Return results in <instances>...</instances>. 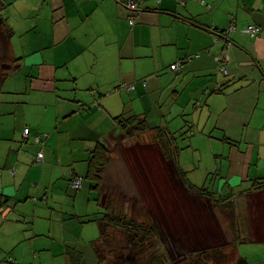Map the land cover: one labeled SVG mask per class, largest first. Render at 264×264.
<instances>
[{
	"label": "crops",
	"instance_id": "obj_1",
	"mask_svg": "<svg viewBox=\"0 0 264 264\" xmlns=\"http://www.w3.org/2000/svg\"><path fill=\"white\" fill-rule=\"evenodd\" d=\"M138 1L132 25L133 12L116 0H0V25L9 35L0 56V75L8 74L0 91V200L10 199L0 210V264H50L47 252L66 258L64 264H89L93 248L100 262L84 232L89 222L100 229L115 198L108 202L105 182L97 196L92 185L87 190L85 177L98 143L112 155L135 139L117 127L122 114L145 117L171 137L172 119L197 112L210 134L190 136L224 147L222 154L209 148L212 167L205 174L216 173L213 185L230 192L238 217L250 224L254 212L258 225L251 229L244 221L245 241L264 245V190H252L264 180V33L246 32L250 24L264 26V0ZM178 62L180 69L172 70ZM122 83L136 90L114 93ZM43 133L49 135L44 148L35 143ZM142 136L159 147L153 132ZM42 148L45 161L37 164ZM160 154L164 189L170 161ZM179 166L187 176L193 171ZM208 176L192 184L206 186ZM77 177L85 182L75 192ZM174 177L198 208L217 204L187 189L176 171ZM79 203L87 205L85 221ZM213 218L219 225L217 213Z\"/></svg>",
	"mask_w": 264,
	"mask_h": 264
},
{
	"label": "rangeland",
	"instance_id": "obj_2",
	"mask_svg": "<svg viewBox=\"0 0 264 264\" xmlns=\"http://www.w3.org/2000/svg\"><path fill=\"white\" fill-rule=\"evenodd\" d=\"M180 1L181 5H185L184 0ZM135 15L136 14L133 11V22L132 18L130 17V23L132 25L134 22H136ZM8 38L9 35L7 30L2 25H0V56L3 54L4 47H6L5 43L7 42ZM3 63L4 60L1 59L0 72L3 71ZM193 116L195 117V120H192ZM184 118L186 120H180V118L177 117L170 121V123L174 126V130H171V135L173 136L175 134L178 137L177 141L179 142H177V144L174 146L176 147L178 145L180 148L178 151L180 152L179 154H181L183 161L179 157V163L181 161L187 165L185 166L187 169H194L191 173H188L187 177L189 181L193 183H200L203 181L206 175L205 171L212 167L209 148H213L216 154H222L224 152V147L221 143L210 145L205 142L206 139H202L201 137L195 136L191 138L192 134L193 136L194 134H198V136H202V134L204 136L209 134L208 131L206 132L204 130V121L201 122L203 125L199 124L200 126L202 125L201 128L198 126V121L200 123V115L197 114V112L192 111L190 116L187 115L184 116ZM196 119L197 123H195ZM192 121L194 122L192 123ZM27 128L30 130L29 127H26L25 129ZM183 132L186 134L189 132L190 134L188 133L189 135L186 137L184 136L185 134H183ZM43 134H38L35 137H43ZM29 137L23 138L28 140ZM48 137L49 135L47 134V138ZM46 139L43 140V144L46 143ZM153 140L155 141V139ZM149 141L151 140L148 136H140L139 138L128 141L129 144L131 143L129 147H118L116 148L115 154L111 155L112 158L109 168L103 171L102 176L104 180L103 182H105L104 186H106L108 202L109 198H115L112 208L108 207L110 209L109 212L117 215L128 216L132 219H135L137 222L145 223L147 225L155 224L158 228L160 239L158 241H154L151 244L152 249L150 253L155 251H158V253L167 252L171 261L175 263L184 262L191 255H195L196 253L220 246H225L224 251L228 252L229 255L232 256L234 245H236L238 253L242 257H245L250 264H264V245H257L255 243H249L245 241L247 237H250V235H248V233L246 234L245 229L243 228V226L245 227L243 224L244 218H237L235 209H233L235 210L234 212L233 210L229 209L223 210L220 205L217 207L218 204H216V202V205L212 207L210 206V208H206L204 206H202V209L198 208L196 204H194V202H199L198 199H196V201L195 199H192V197L189 196L191 193H184L181 185L174 181V172L176 171L174 169L177 167L174 164L173 158L175 159V157L173 154L170 159H168L169 161L171 160L169 165L166 163V165H168L166 166V170L168 171L170 177L164 183V189L160 188L161 172L158 169V164L161 163L159 158L162 159V154L160 153H162L163 150L162 148H159V145L157 149L156 146L149 145ZM201 156L204 158L202 161ZM219 160L222 161V166L224 165L226 167V158L219 157ZM200 165L202 166L201 169L197 170ZM176 173L178 175L179 172ZM215 176L216 173L211 174L210 178L208 179V183L206 184L208 186H206V189L209 192L212 190L210 192L212 196L217 194V196H215L217 197L216 199L224 197V194L227 195L225 197L230 196L226 192L223 193V190L220 192L217 187L214 192L215 185H212L213 183L211 181L213 180V182H215ZM162 177H164V175ZM192 179L194 180L192 181ZM85 184L87 190L90 189V185L93 186V182L91 181H88ZM210 186L212 187L210 188ZM186 188L188 189V187ZM74 191L76 192L77 190L74 189ZM92 192H95L94 194H96V196L98 195L97 190L94 189ZM215 197L213 196V198ZM254 199L258 200L257 198ZM250 201H253V199ZM78 207L82 220L85 221L86 219L90 218V216H87L89 213L87 205L79 203ZM102 210L103 209H101V211ZM214 212L215 214L217 213V216H219L220 226L214 221ZM259 213L260 212H258V214ZM104 214L105 210L101 213V216ZM21 216L26 217L27 213L26 216L24 214H21ZM255 216L256 215L254 212H251L250 224L246 222L248 224L246 226H250V228L252 226L255 228L257 227L258 224H256L257 221L255 220ZM27 219L29 221L31 220L28 218V216ZM97 222L98 221L91 223L89 222L88 227L86 228L87 233L85 234L84 232V235H87L88 238H91L93 242L97 241L100 237L99 223ZM92 225H96V229H92ZM42 229L47 230L48 226H42ZM114 235L115 238L113 240V244L117 243L121 246L126 244V239L123 237L122 233L110 228L107 231V239H105L104 242L101 241L100 243V251L103 255H109V251L112 249L111 241ZM92 241L88 242L90 247H92ZM146 253L149 254V250ZM86 256L89 264H103L98 261L94 248L92 249L91 254H86ZM45 258L50 264H64L63 262L66 261V258L56 257L53 259L52 254L48 252L45 254ZM108 260L111 261V258H108ZM35 262L38 264L37 261ZM31 263L32 262L29 261L28 263L25 262L23 264ZM142 263L143 262H140V264Z\"/></svg>",
	"mask_w": 264,
	"mask_h": 264
},
{
	"label": "trees",
	"instance_id": "obj_3",
	"mask_svg": "<svg viewBox=\"0 0 264 264\" xmlns=\"http://www.w3.org/2000/svg\"><path fill=\"white\" fill-rule=\"evenodd\" d=\"M254 25V24H250ZM261 26V25H255ZM264 28V26H261ZM264 32V31H263ZM260 37V36H256ZM6 50L4 53L7 52V42ZM7 73L0 75V91L2 85L5 83ZM130 86H134V89H130ZM136 90L135 84L126 83L125 86L119 84L115 89L114 93L120 92H134ZM117 127L124 133L125 137L127 138H139L143 134H146L147 131L154 133V139L162 148V152L167 159H170L172 154L174 155L175 159L178 160V147L173 145L174 137H167L166 131L164 128L161 127H153L148 122L147 118L141 117L139 115H131L125 116L120 115L115 118ZM152 129V130H150ZM157 131V132H156ZM164 131V132H163ZM148 133V132H147ZM164 135H166L164 138ZM170 135V134H169ZM47 137L42 139L45 140ZM169 141V142H168ZM35 143L40 146H44L42 143ZM168 147V149H167ZM44 148V147H43ZM42 148V149H43ZM41 149V150H42ZM170 149V150H169ZM40 150V151H41ZM39 151V152H40ZM165 151V153H164ZM38 152V153H39ZM169 154V155H168ZM168 156V157H167ZM174 164L175 166L178 165L177 160ZM36 160V158H35ZM111 162V151L108 146L104 145L103 143H98L94 149L91 150L90 156L88 159V173L86 175L87 181L93 182V186L96 190H101L102 183H103V171L107 169ZM179 165L176 168V172L178 173V177L182 180L186 187L191 190L193 193L197 195L207 197L208 199L217 202L223 210L229 209L233 210V202L230 200L231 196L228 197H220L219 199H214L211 193L206 189V186H196L188 180L187 174L184 171L179 169ZM84 178V179H85ZM186 181V182H185ZM205 187V188H204ZM262 190L264 189V180H256L252 185V190ZM207 195V196H206ZM229 201H227V200ZM225 200V201H224ZM10 199L3 198L0 200V210L8 205ZM231 208V209H230ZM100 229L101 235L97 241L94 242V245L97 250V254L99 260L103 264H250L249 261L239 255L237 251L236 245H234L233 255L230 256L228 252L224 251L225 246L215 247L203 252L196 253L195 255L189 256L184 262L175 263L171 261L170 256L167 252H160L155 251L150 253L152 246L151 244L154 241H158L160 239L158 228L155 224L147 225L145 223L137 222L135 219H132L128 216L117 215L112 212H108L104 215L103 219L100 221ZM112 228L113 230H117V232L122 233L123 237L126 239V244L123 246L119 244H113V240L115 235L111 241L112 249L109 251V255H103L100 251V243L101 241L104 242L107 239V231L108 229ZM245 242V241H244ZM149 250V254L146 252ZM111 258V261L108 260Z\"/></svg>",
	"mask_w": 264,
	"mask_h": 264
},
{
	"label": "built area",
	"instance_id": "obj_4",
	"mask_svg": "<svg viewBox=\"0 0 264 264\" xmlns=\"http://www.w3.org/2000/svg\"><path fill=\"white\" fill-rule=\"evenodd\" d=\"M116 1H118V2H120V3H122L126 8H128L130 11H134L135 12V14L138 12V10H139V1L138 0H116ZM161 0H159V2H160ZM179 3H181V1L180 0H177ZM186 1L187 0H184V4L186 3ZM203 2V1H202ZM209 8H210V6H209ZM133 14H132V16H131V18H132V22H133ZM135 23V22H134ZM233 30V26L230 28V29H228V30H226L224 33H222V35H224V34H226L227 36H229L230 35V33H231V31ZM246 31L249 33V34H251V35H253V36H261V34L262 33H264L263 31H264V28H262L261 26H255V25H249L248 27H247V29H246ZM221 33V32H220ZM219 33V34H220ZM219 38H220V35L216 38V42H218L219 41ZM181 64H182V62H178V63H176V64H173L172 66H171V69L172 70H174V71H178L179 69H180V66H181ZM221 69H222V71H227V69L225 68V66H222L221 67ZM126 85V83H123V86H125ZM130 89H134V86H130ZM23 136L25 137V138H28L29 136H30V130L27 128V129H24L23 130ZM44 137H47V134H43V137L42 136H40V137H35V140H36V142L37 143H42L43 144V141H42V139L44 138ZM44 145V144H43ZM44 158H45V156H44V151H43V149L37 154V156H36V163L37 164H42V162L44 161ZM84 182H85V179L83 178V177H77V178H75V179H73V181H72V187L75 189V190H80V189H82L83 188V186H84ZM34 200H36V198L34 199ZM10 261H12V258H10L9 259Z\"/></svg>",
	"mask_w": 264,
	"mask_h": 264
},
{
	"label": "bare ground",
	"instance_id": "obj_5",
	"mask_svg": "<svg viewBox=\"0 0 264 264\" xmlns=\"http://www.w3.org/2000/svg\"><path fill=\"white\" fill-rule=\"evenodd\" d=\"M233 27H234V26H233ZM223 32H224V31H223ZM216 34H217V33H216ZM228 38H229V37H228ZM228 38H227V39H228ZM229 39H230V38H229ZM186 63H187V62H186ZM183 65H184V64H183ZM170 72H171V71H170ZM173 74H174V73H173ZM199 106H201V105H199ZM202 106H203V105H202ZM202 106H201V107H202ZM197 109H198V107H197ZM198 110H201V109H198ZM196 111H197V110H196ZM202 111H203V110H202ZM186 113H188V112H186ZM194 118H195V117L193 116L192 120H193ZM194 120H195V119H194ZM200 121H201V120H200ZM193 122H194V121H192V123H193ZM201 122H202V121H201ZM201 122L199 123V121H198V126H200L199 124H202ZM204 122H205V121H204ZM195 123H197V119H196V122H195ZM205 123H206V122H205ZM151 125H153V123H152ZM154 125H155V124H154ZM187 125H188V124H187ZM202 125H203V124H202ZM202 125H201V126H202ZM195 126H196V125H195ZM201 126H200V128H201ZM164 127H165V126H164ZM202 128H203V127H202ZM182 129H184V128H182ZM187 129H188V128H187ZM198 129H199V128H198ZM198 129H197V130H198ZM150 130H152V129H150ZM168 130H169V129H168ZM173 130H174V129H173ZM176 130H177V129H176ZM178 131H180V130H178ZM183 131H184V130H183ZM147 132H149V131H147ZM147 132H146V133H147ZM151 132H152V131H151ZM153 132H154V131H153ZM156 132H157V131H156ZM163 132H164V131H163ZM179 133H180V132H179ZM179 133H178V134H179ZM188 133H189V132H188ZM188 133H187V134H188ZM178 134H177V135H178ZM209 134H210V132H209ZM188 135H189V134H188ZM194 135H195V134H194ZM165 136H166V135H165ZM167 137H168V136H167ZM191 138H193V137H191ZM166 139H167V138H166ZM181 139H182V138H181ZM179 140H180V139H179ZM154 142H155V141H154ZM168 142H169V141H168ZM178 142H179V141H178ZM181 142H182V141H181ZM195 144H196V143H195ZM173 145H174V142H173ZM198 149H199V148H198ZM163 150H164V149H163ZM169 150H170V149H169ZM160 151H161V150H160ZM158 152H159V151H158ZM149 153H150V152H149ZM162 153H163V152H162ZM164 153H165V151H164ZM182 154H183V153H182ZM168 155H169V154H168ZM165 156H166V155H165ZM167 157H168V156H167ZM170 157H171V156H170ZM159 159H160V158H159ZM171 159H172V158H171ZM178 159H179V157H178ZM203 159H204V158H203ZM176 160H177V158H176ZM170 161H171V160H170ZM174 162H175V161H174ZM177 162H178V160H177ZM179 164H180V163H179ZM179 164H178V165H179ZM184 164H185V163H184ZM178 165H177V166H178ZM177 166H176V167H177ZM180 166H181V165H180ZM180 166H179V167H180ZM200 167H201V166H200ZM179 169H180V168H179ZM193 170H194V169H193ZM179 172H180V170H179ZM180 173H181V172H180ZM184 173H185V172H184ZM208 175H209V174H208ZM208 175H205V176H208ZM217 175H218V174H217ZM228 177H229V176H228ZM208 178H209V176L206 177V179H208ZM216 178L219 179L218 176H217ZM216 178L214 179V181H217ZM212 179H213V178H212ZM188 180H189V179H188ZM193 180H194V179H192V181H193ZM207 181H208V180H207ZM185 182H186V181H185ZM211 182L214 184L213 180H212ZM190 183H192V182H190ZM195 183H196V182H195ZM212 183H211V184H212ZM216 183H218V182H216ZM196 184H197V183H196ZM213 184H212V185H213ZM194 185H195V184H194ZM201 185H202V184H201ZM217 185H218V184H217ZM204 186H205V183H204ZM206 186H207V185H206ZM207 187H208V186H207ZM211 187H212V186H210V188H211ZM216 187H217V186H215V188H214V192H215ZM223 187H224V186H223ZM229 187H230V186H229ZM239 187H241V186H239ZM199 188H200V187H199ZM204 188H205V187H204ZM233 188H234V187H233ZM233 188H232V189H233ZM235 188H236V187H235ZM237 188H238V187H237ZM208 189H209V188H208ZM223 189H224L223 191H225V187H224ZM240 190H241V189H240ZM211 191H212V190H210V192H211ZM236 191H237V189H236ZM223 193H224V192H223ZM228 194H230V192H229ZM222 195H223V194H222ZM206 196H207V195H206ZM213 196L215 197V196H217V194H216V195H213ZM225 196H227V195L224 194V197H225ZM237 196L239 197L240 195H237ZM216 198H217V197H215L214 199H216ZM218 199H219V198H218ZM243 199H244V198H243ZM243 199L241 198V200H243ZM209 200H210V199H209ZM226 200H227V199H226ZM233 200H234V199H232V201H233ZM224 201H225V200H224ZM227 201H229V200H227ZM242 202H243V201H242ZM242 202H241V203H242ZM209 203H210V202H209ZM212 203H213V202H212ZM216 203H217V202H216ZM217 204H218V203H217ZM239 204H240V203H239ZM218 205H219V204H218ZM218 205H217V206H218ZM212 206H213V204L211 205V207H212ZM218 207H219V206H218ZM234 207H235V206H234ZM216 208H217V207H216ZM221 208H222V207H221ZM214 209H215V208H214ZM230 209H231V208H230ZM234 209H235V208H234ZM227 211H228V210H227ZM234 211H235V210H233V212H234ZM233 214H234V213H233ZM233 214H232V215H233ZM228 215H230V214H228ZM237 215H238V213H237ZM231 217H232V216H231ZM237 217H238V216H237ZM241 217H242V216H241ZM233 218H234V216H233ZM230 221H231V220H230ZM244 221H245V220H244ZM245 222H246V221H245ZM228 223H229V222H228ZM246 224H247V223H246ZM247 225H248V224H247ZM228 226H229V225H228ZM239 229H240V228H239ZM251 229H252V228H251ZM240 233H241V232H240ZM251 241H252V240H251ZM231 244H232V243H231ZM243 244H244V243H243ZM228 245H229V244H228ZM239 245H241V244H239ZM219 246H220V245H219Z\"/></svg>",
	"mask_w": 264,
	"mask_h": 264
},
{
	"label": "flooded vegetation",
	"instance_id": "obj_6",
	"mask_svg": "<svg viewBox=\"0 0 264 264\" xmlns=\"http://www.w3.org/2000/svg\"><path fill=\"white\" fill-rule=\"evenodd\" d=\"M193 199V198H192Z\"/></svg>",
	"mask_w": 264,
	"mask_h": 264
}]
</instances>
